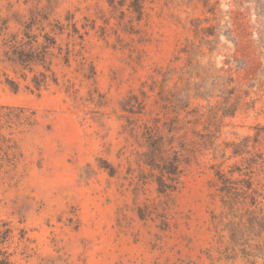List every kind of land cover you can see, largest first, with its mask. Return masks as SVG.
<instances>
[{"label": "rangeland", "instance_id": "1", "mask_svg": "<svg viewBox=\"0 0 264 264\" xmlns=\"http://www.w3.org/2000/svg\"><path fill=\"white\" fill-rule=\"evenodd\" d=\"M110 1L0 0L11 31L36 9L94 25L88 65L57 61L59 84L38 90L0 61V105L36 116L0 168L3 246L14 264H250L226 252L211 181L252 164L264 188V0H145L140 19L131 0ZM145 124L177 128L175 144L193 149L168 196L139 179Z\"/></svg>", "mask_w": 264, "mask_h": 264}, {"label": "trees", "instance_id": "2", "mask_svg": "<svg viewBox=\"0 0 264 264\" xmlns=\"http://www.w3.org/2000/svg\"><path fill=\"white\" fill-rule=\"evenodd\" d=\"M144 1L130 2L129 8L138 15V19L144 13ZM110 2L115 6L114 0ZM42 11L36 9L27 19H17L20 27L16 31L10 30V18L4 19L0 26V61L25 71L24 78H27V72L32 73L31 82L38 90L52 82L59 84V76L54 68L58 65L57 61L70 66L71 58L79 57L83 67L88 65L82 50L89 32L88 26L94 28V25L86 22L79 26L75 15L71 13H68L64 21ZM85 20L89 21L86 17ZM63 36L66 39L64 44L61 42ZM89 67L94 70L93 65L89 64ZM92 74H85V77L90 78ZM6 82L12 89L19 87V82L13 78L8 77ZM35 123V112L31 109L0 105V168L13 163L18 155L15 130L32 127ZM6 130L9 132L6 133ZM164 130L159 124L144 125L142 137L146 150L140 154L138 165L141 172L139 179L146 181L149 178L156 184L160 194L168 196L181 183L183 165L190 162L194 153L186 142H179V146L175 144L177 128L168 127L167 133ZM233 152L241 153L236 148ZM105 162L102 166L110 175L116 174L115 167ZM211 186L215 188L222 206V211L215 214L213 219L217 226L227 232V254L241 256L250 264H258L257 260L264 264V188L256 177L254 166L250 164L243 168L235 164L227 171L217 168ZM140 216L143 218L141 211ZM9 232L10 229L3 234L0 232V264H14L12 254L3 246Z\"/></svg>", "mask_w": 264, "mask_h": 264}]
</instances>
